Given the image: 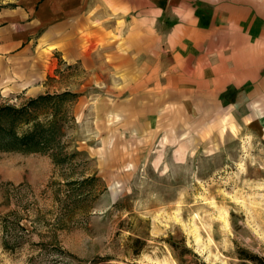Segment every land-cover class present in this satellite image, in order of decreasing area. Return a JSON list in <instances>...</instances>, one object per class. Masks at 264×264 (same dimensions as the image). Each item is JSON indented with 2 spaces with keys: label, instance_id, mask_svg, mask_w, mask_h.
<instances>
[{
  "label": "rangeland",
  "instance_id": "obj_1",
  "mask_svg": "<svg viewBox=\"0 0 264 264\" xmlns=\"http://www.w3.org/2000/svg\"><path fill=\"white\" fill-rule=\"evenodd\" d=\"M212 1L254 6L264 25V0ZM56 57L45 94L0 93V109H27L0 110V264L264 257L263 59L254 83L209 92L173 82L191 79V59L174 66L166 47L162 67L99 77ZM12 129L47 149H12Z\"/></svg>",
  "mask_w": 264,
  "mask_h": 264
},
{
  "label": "crops",
  "instance_id": "obj_2",
  "mask_svg": "<svg viewBox=\"0 0 264 264\" xmlns=\"http://www.w3.org/2000/svg\"><path fill=\"white\" fill-rule=\"evenodd\" d=\"M165 47L174 66L191 59V79L174 74L173 82L221 91L256 81L264 25L254 6L212 0H11L0 9V93L45 94L56 55L61 68L99 77L162 67Z\"/></svg>",
  "mask_w": 264,
  "mask_h": 264
},
{
  "label": "trees",
  "instance_id": "obj_3",
  "mask_svg": "<svg viewBox=\"0 0 264 264\" xmlns=\"http://www.w3.org/2000/svg\"><path fill=\"white\" fill-rule=\"evenodd\" d=\"M41 98H44V97H40V98L32 100V101L36 102V101L40 100ZM0 110L2 113L12 114L14 116V118H16L19 115L21 117H23L24 114L26 115L27 109L25 107H23L21 109H17V108H14L12 106H6V107H1ZM12 132L14 133L13 134L14 142H13V145L11 146L12 149L24 151L27 153L47 149V147L45 146L46 144L40 145V141L36 139L35 133L27 134L24 137H19L18 135H16V132L14 131V129L11 130V133ZM183 250L184 251H183V253H181V256L185 255V253L191 252V250L187 247H184ZM194 256L196 257V259H199V257L196 254H194ZM240 258L244 259V260L252 261L254 264H264V257H260L258 255H253L251 253H248L247 251H245V253L242 254ZM203 264H205V263H203Z\"/></svg>",
  "mask_w": 264,
  "mask_h": 264
}]
</instances>
